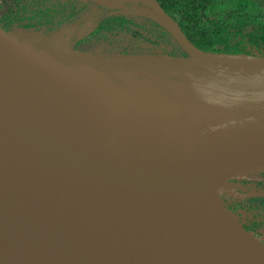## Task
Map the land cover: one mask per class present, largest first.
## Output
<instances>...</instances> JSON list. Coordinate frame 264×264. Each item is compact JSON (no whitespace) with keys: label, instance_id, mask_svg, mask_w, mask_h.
Segmentation results:
<instances>
[{"label":"water","instance_id":"water-1","mask_svg":"<svg viewBox=\"0 0 264 264\" xmlns=\"http://www.w3.org/2000/svg\"><path fill=\"white\" fill-rule=\"evenodd\" d=\"M144 1L189 55L159 59L183 82L228 91L260 79L225 82L217 73L263 74L264 59L202 53L155 1ZM14 39L21 41L0 29V86L21 93L35 81ZM198 53L236 57L238 69L218 71ZM186 122L156 142L0 105V264H33L41 255L51 264H264L212 191L217 180L226 187L230 173L264 164V97Z\"/></svg>","mask_w":264,"mask_h":264},{"label":"bare ground","instance_id":"bare-ground-1","mask_svg":"<svg viewBox=\"0 0 264 264\" xmlns=\"http://www.w3.org/2000/svg\"><path fill=\"white\" fill-rule=\"evenodd\" d=\"M119 1L110 0L103 6ZM40 40L33 38L32 43ZM13 41L30 60L29 77L35 85L21 93L0 86V105L53 123L130 133L159 142L176 135L196 114L264 97V77L229 89L232 92L196 82L156 83L137 79L126 69L83 63L64 53L30 47L23 40ZM198 58L218 71L238 69L236 57L198 53ZM239 231L264 259V249L254 244L249 233ZM33 264H51V259L41 255Z\"/></svg>","mask_w":264,"mask_h":264},{"label":"trees","instance_id":"trees-1","mask_svg":"<svg viewBox=\"0 0 264 264\" xmlns=\"http://www.w3.org/2000/svg\"><path fill=\"white\" fill-rule=\"evenodd\" d=\"M153 1L198 51L264 59V0ZM99 8L90 0H13L10 9L0 16V29L16 36L48 38L64 27L76 30ZM157 18L160 24L148 22L161 32L160 51L164 56L189 57L176 31L158 14ZM140 23L139 17L102 14L92 35L77 41L73 49L83 51L92 40L113 44L108 51H117L127 41L130 47L141 37ZM233 183L227 180V189L219 195L221 204L246 231L264 232V209L246 201L247 196H264V188L255 193L249 187L241 191Z\"/></svg>","mask_w":264,"mask_h":264},{"label":"rangeland","instance_id":"rangeland-1","mask_svg":"<svg viewBox=\"0 0 264 264\" xmlns=\"http://www.w3.org/2000/svg\"><path fill=\"white\" fill-rule=\"evenodd\" d=\"M12 5L13 0H0V16L6 13ZM106 13H111L116 16L126 15L141 18V37L138 38L137 44L135 43L128 47L127 41L123 46L120 45L117 51H108L110 47H114L113 44H98L94 43L92 40L89 44H86V48L83 51L74 50V44L79 40L91 36L96 27L98 18L100 15ZM150 20L160 24L156 12H154L144 0H121L113 5H100V8L76 30L64 27L53 36L48 38L42 37L36 44L32 43V37H26L21 34V36H17L27 44L36 48H42L46 51L59 54L64 53L70 57L73 56L83 63L90 62V64L93 63L101 67L115 70L121 68L128 69V73L137 79H145L147 81L153 80V82L156 81V83L161 82L163 84H168L173 81L177 84H181L185 81L184 78L159 60L164 57V53L160 51L161 41H159V39L162 38L160 37L161 32L155 25L148 22ZM90 39H92V37H90ZM105 48L107 52L104 51ZM207 74L212 75L214 72L211 73L210 70H208L204 75ZM217 74L223 75V80L225 82H234L237 80L240 83L243 82V79L252 82L254 79L263 77V74L254 70L246 72L243 78L229 73ZM237 81L235 83H237ZM223 86L228 87L229 85L223 83ZM228 176L236 182V184H232V186H234V188H239L241 191H245L249 187L251 192L255 193L257 190L264 188V164H254L230 173ZM226 189L225 184L220 182V180H217L216 185L212 187V191L214 193H219V195ZM231 193L232 192L228 193V195L231 196ZM228 195H226V197ZM246 201L264 209V196H247ZM261 232L263 234H260V231H250L249 233L251 235H249L251 238L253 236L258 243L264 246V232Z\"/></svg>","mask_w":264,"mask_h":264},{"label":"flooded vegetation","instance_id":"flooded-vegetation-1","mask_svg":"<svg viewBox=\"0 0 264 264\" xmlns=\"http://www.w3.org/2000/svg\"><path fill=\"white\" fill-rule=\"evenodd\" d=\"M157 3V2H156ZM233 184H236V182L234 181V183ZM258 207V206H257ZM259 208H261V207H259ZM248 232H250V231H248ZM260 234H263L261 231H260Z\"/></svg>","mask_w":264,"mask_h":264}]
</instances>
